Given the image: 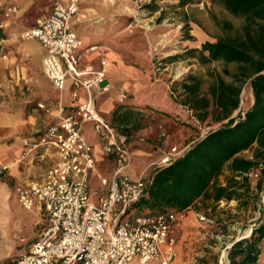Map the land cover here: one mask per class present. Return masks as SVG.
Here are the masks:
<instances>
[{"label": "built area", "instance_id": "built-area-1", "mask_svg": "<svg viewBox=\"0 0 264 264\" xmlns=\"http://www.w3.org/2000/svg\"><path fill=\"white\" fill-rule=\"evenodd\" d=\"M80 4L81 0H56L34 26L15 33L19 39H36L42 44L43 71L55 87L63 91L70 80L73 101L79 91L87 94V100L60 113L57 121L23 141L27 147L24 156L53 148L58 159L49 166L44 180L15 187L21 205L28 210L37 207L40 217L36 222L38 238L13 264H130L134 260L140 264H179L178 221L186 209L129 216L147 194L151 181L145 171L136 179L128 174L133 163L128 136L96 108L95 93L109 91L113 83L106 60L100 69L81 64L83 40L72 27ZM0 11L10 17L18 7L0 0ZM128 97L127 89L121 88L119 104ZM38 107L49 110L45 103ZM190 114L199 125L198 135L180 149L165 151L151 164L153 170L173 163L213 129L202 124L194 110ZM87 122H92L104 151L114 159L111 173L100 176L95 190L91 183L96 159L93 146L83 134ZM10 171L11 165L0 160V179L8 178ZM197 216L209 221L203 214Z\"/></svg>", "mask_w": 264, "mask_h": 264}, {"label": "crops", "instance_id": "crops-1", "mask_svg": "<svg viewBox=\"0 0 264 264\" xmlns=\"http://www.w3.org/2000/svg\"><path fill=\"white\" fill-rule=\"evenodd\" d=\"M3 2L18 7V11L10 17L0 11V27L8 32L34 26L40 16L49 13L56 0ZM84 2L88 3L83 8L85 12L79 11L72 24L83 40L81 64L100 69L102 61L106 60L108 75L113 83L109 91L95 93L96 108L118 131L128 136L133 151V163L128 174L136 179L145 171L150 182L154 171L151 164L154 161L173 147L182 148L198 135L199 125L192 118L190 110H194L202 124L212 123L215 128L227 119L215 120L212 105L208 116L201 119V110L193 108V95L183 86L192 83L193 75L201 74L188 69L184 73L183 70L174 71V62L160 61L165 56L163 25L154 26L148 34L145 47L138 48L131 39L120 34L104 15L95 14L110 11V3L81 0V10ZM189 39L182 40L185 48H178L180 52L193 47ZM44 53V47L36 39L7 42L4 38L0 41V55L7 56L0 57V98L4 103H13L15 108L12 113L0 111V160L11 165L10 177L16 185L44 180L49 166L58 159L53 148L24 156L27 151L24 139L33 137L57 121L60 113L87 100V94L79 91L77 99L73 101L70 80L63 91L55 87L43 71ZM159 63L161 65L157 69ZM205 84L202 93L206 90ZM121 88H126L129 93L128 100L123 104L118 102ZM39 103H45L49 110L39 108ZM240 109L241 106L232 116H236ZM83 134L93 146L96 172L92 181L98 186L100 176L111 173L114 159L104 151L92 122L83 125ZM199 200L201 198L186 208L178 221L176 250L179 264H193V207ZM206 254L202 255L204 260L212 264Z\"/></svg>", "mask_w": 264, "mask_h": 264}, {"label": "trees", "instance_id": "trees-1", "mask_svg": "<svg viewBox=\"0 0 264 264\" xmlns=\"http://www.w3.org/2000/svg\"><path fill=\"white\" fill-rule=\"evenodd\" d=\"M214 1L243 23L235 27L224 19L219 22L224 35L187 51L186 55L203 65L221 61L224 66L222 71H209L207 80L193 75L192 83L183 86L193 95V108L201 110V119L208 116L212 105L214 119L227 121L193 143L173 163L155 169L147 194L134 208L138 209L136 215L155 214L186 209L199 198L214 203L236 200L246 223L260 214L253 221L252 232L232 242L229 263L264 264V0ZM187 3L184 0L182 4ZM149 7L158 9L157 5ZM5 37L0 27V41ZM229 64L236 69L231 70ZM245 84H250L253 104L245 113L240 109L232 116L240 108Z\"/></svg>", "mask_w": 264, "mask_h": 264}, {"label": "rangeland", "instance_id": "rangeland-1", "mask_svg": "<svg viewBox=\"0 0 264 264\" xmlns=\"http://www.w3.org/2000/svg\"><path fill=\"white\" fill-rule=\"evenodd\" d=\"M106 1L111 4V10L99 11L95 14L104 15L110 24L117 27L120 34L132 40L135 47L143 49L151 29L154 26L163 25L165 28L163 37L166 39L163 48L165 56L160 61L174 62V71L183 70L184 73L185 69L193 70V73L203 75L205 80L208 79L209 71H222L223 63L221 61L206 65L199 63L196 57L186 55L191 48L181 52L178 50V48H185L182 40L186 41L192 36L190 38L193 42L192 48H201L204 41H215L226 33L219 24L220 21L230 20L235 27L243 23L242 18L234 16L214 0H187V4H182L184 0H99L100 3ZM150 4L157 5L158 9L151 10ZM87 5L88 3L84 2L80 12H85L83 8ZM5 32L7 42L22 40L15 36L18 31ZM174 56V61L167 60ZM0 57L7 56L0 55ZM228 67L231 70L236 69L233 64H229ZM226 78L230 79L229 76ZM204 87L206 89L207 83ZM252 100L250 84H245L240 104L243 113L251 107ZM14 110L13 103H4L0 98V111L12 113ZM206 126H213V124L207 123ZM245 154L249 155L250 151H246ZM224 175L220 176L221 180H224ZM96 185L97 183L92 181L91 189L95 190ZM252 185H255V180ZM15 187L16 182L10 176L0 179V264H13L22 253L29 249L39 235V227L36 225L40 217L38 209L37 207L32 210L24 208L18 200ZM193 210V264H209L208 260H204L202 256L204 253H207L212 264H230L228 250L232 242L248 236L254 225V219L260 214L257 213L256 218L246 223L236 200L230 202L221 200L214 203L211 200L201 199ZM137 211L136 208L132 209L129 216L136 214ZM194 213L203 214L210 220L201 221ZM130 264L140 263L134 260Z\"/></svg>", "mask_w": 264, "mask_h": 264}, {"label": "water", "instance_id": "water-1", "mask_svg": "<svg viewBox=\"0 0 264 264\" xmlns=\"http://www.w3.org/2000/svg\"><path fill=\"white\" fill-rule=\"evenodd\" d=\"M252 232V229H251V231H250V233Z\"/></svg>", "mask_w": 264, "mask_h": 264}]
</instances>
